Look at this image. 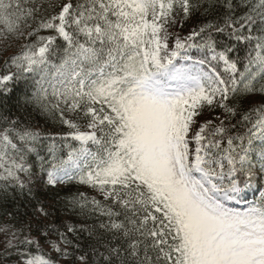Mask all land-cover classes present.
I'll return each mask as SVG.
<instances>
[{
	"label": "snow or ice",
	"instance_id": "6c2138e0",
	"mask_svg": "<svg viewBox=\"0 0 264 264\" xmlns=\"http://www.w3.org/2000/svg\"><path fill=\"white\" fill-rule=\"evenodd\" d=\"M257 182L264 0H0V264H264Z\"/></svg>",
	"mask_w": 264,
	"mask_h": 264
},
{
	"label": "trees",
	"instance_id": "16d2710c",
	"mask_svg": "<svg viewBox=\"0 0 264 264\" xmlns=\"http://www.w3.org/2000/svg\"><path fill=\"white\" fill-rule=\"evenodd\" d=\"M17 87H20V85H17ZM44 126L48 129V130H50V131H59V129L61 128V125H59V123H57V122H55V121H52V120H49V121H47L45 124H44ZM260 199V197H258V198H256L255 199V202L257 201V200H259Z\"/></svg>",
	"mask_w": 264,
	"mask_h": 264
},
{
	"label": "rangeland",
	"instance_id": "374dc122",
	"mask_svg": "<svg viewBox=\"0 0 264 264\" xmlns=\"http://www.w3.org/2000/svg\"><path fill=\"white\" fill-rule=\"evenodd\" d=\"M251 190H254V188H253V187H252V188H250V191H251ZM257 192L259 193V191H257Z\"/></svg>",
	"mask_w": 264,
	"mask_h": 264
}]
</instances>
